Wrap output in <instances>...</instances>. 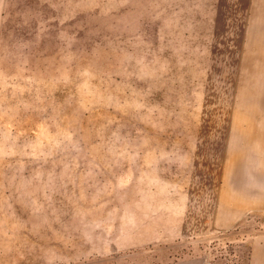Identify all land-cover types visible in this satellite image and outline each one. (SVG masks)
Listing matches in <instances>:
<instances>
[{"label": "rangeland", "instance_id": "374dc122", "mask_svg": "<svg viewBox=\"0 0 264 264\" xmlns=\"http://www.w3.org/2000/svg\"><path fill=\"white\" fill-rule=\"evenodd\" d=\"M0 264H264V0H0Z\"/></svg>", "mask_w": 264, "mask_h": 264}]
</instances>
